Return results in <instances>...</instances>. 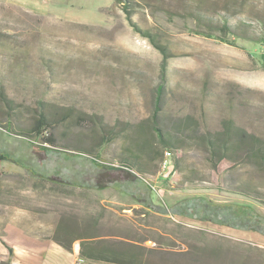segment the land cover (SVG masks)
<instances>
[{"label": "rangeland", "instance_id": "374dc122", "mask_svg": "<svg viewBox=\"0 0 264 264\" xmlns=\"http://www.w3.org/2000/svg\"><path fill=\"white\" fill-rule=\"evenodd\" d=\"M25 1L38 12L0 0V152L10 158L0 160V230L6 220L53 235L64 219L70 236L139 243L144 264H264L258 232L157 214L113 186L62 180H79L83 170L91 179L95 163L129 169L123 161L139 157L145 171L129 170L168 206L205 196L264 214V168L215 164L198 138L224 132L232 120L264 139L263 34L255 30L259 41L226 35L197 16L255 20L264 0ZM162 49L167 83L157 103ZM157 110L181 146L162 152L156 144ZM41 114L53 144L37 153L30 141L43 144L35 131Z\"/></svg>", "mask_w": 264, "mask_h": 264}, {"label": "trees", "instance_id": "16d2710c", "mask_svg": "<svg viewBox=\"0 0 264 264\" xmlns=\"http://www.w3.org/2000/svg\"><path fill=\"white\" fill-rule=\"evenodd\" d=\"M197 16L209 26L221 29L226 35L227 33H232L236 37L259 41L261 37L255 32L257 29L261 31L263 34L262 38L264 39V16H260L255 20H252L248 16L240 17L236 22H231L228 15L216 19L202 12H198ZM162 50L165 57L161 70L162 80L157 86V103L161 102L167 83V56L165 49ZM157 107L159 108V106ZM50 126L51 122L48 117L45 114H41L35 126V131L36 136H41V142L45 145L30 141V146L35 152H41L42 150L40 148L48 151L46 145L53 144L52 138L48 136V127ZM150 127L152 129V136L156 144L160 145L162 152L165 147L172 148L181 146L175 144L166 130L160 125L158 110L152 118ZM198 138L201 148L209 154L210 159L215 164L223 161H234L236 159L237 161H246L264 168V139L255 133L248 132L232 120L225 125L224 132H200ZM152 140L151 138L150 141H144L145 150L148 152L151 150ZM1 159L10 158L0 152ZM138 159L139 157H136L134 161L127 158L122 164L129 169H136L139 172L145 171L143 164L137 162ZM17 164L23 165L21 163ZM23 167L33 175L48 176L30 165L26 167L23 165ZM129 169H119L113 165L95 163L92 165L91 174L93 177L91 179H87L86 181L82 179L86 173L83 170V174L79 180L65 177L62 180L71 184H79L98 189L113 186L117 190L134 198L146 211H152L157 214L185 216L213 224L255 231L264 235V214L258 212L251 204L242 202H216L205 196H191L174 205L168 206L157 197L151 185L143 177L133 173ZM70 231V224L63 219L56 226L52 238L67 250H72L75 241L80 240V256L88 261H102L109 264H144L141 253H136L134 250V247L139 244L137 242L126 238L118 239L117 241H97L96 238L99 235L78 234L70 236Z\"/></svg>", "mask_w": 264, "mask_h": 264}, {"label": "crops", "instance_id": "0c3cea01", "mask_svg": "<svg viewBox=\"0 0 264 264\" xmlns=\"http://www.w3.org/2000/svg\"><path fill=\"white\" fill-rule=\"evenodd\" d=\"M16 2L28 5L25 0ZM29 8L38 12L34 7ZM3 225L0 230V264H109L91 262L81 257L80 244L67 250L52 238L53 231H39L6 220ZM81 258L84 261H80Z\"/></svg>", "mask_w": 264, "mask_h": 264}, {"label": "built area", "instance_id": "2783aa9c", "mask_svg": "<svg viewBox=\"0 0 264 264\" xmlns=\"http://www.w3.org/2000/svg\"><path fill=\"white\" fill-rule=\"evenodd\" d=\"M167 153H168V152H167ZM80 261H84V259H83V258H81V259H80Z\"/></svg>", "mask_w": 264, "mask_h": 264}]
</instances>
